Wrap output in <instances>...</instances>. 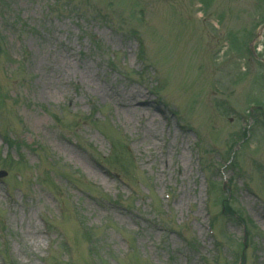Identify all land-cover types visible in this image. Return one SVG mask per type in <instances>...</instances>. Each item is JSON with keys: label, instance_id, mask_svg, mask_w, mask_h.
Returning <instances> with one entry per match:
<instances>
[{"label": "rangeland", "instance_id": "374dc122", "mask_svg": "<svg viewBox=\"0 0 264 264\" xmlns=\"http://www.w3.org/2000/svg\"><path fill=\"white\" fill-rule=\"evenodd\" d=\"M262 20L263 0H0V264H264ZM90 76L157 99L155 147Z\"/></svg>", "mask_w": 264, "mask_h": 264}, {"label": "bare ground", "instance_id": "6f19581e", "mask_svg": "<svg viewBox=\"0 0 264 264\" xmlns=\"http://www.w3.org/2000/svg\"><path fill=\"white\" fill-rule=\"evenodd\" d=\"M70 61L66 60L63 65H56L54 69V78H60L58 73L66 74V70L69 66ZM87 77V76H86ZM90 78L87 83L89 86L94 87L99 92H104L108 98H113L116 102V105H119L122 109L119 108L120 114L124 115L125 121L138 120L141 123L142 132L144 133V140L150 143L151 147L156 146V140L163 136L164 131L161 129V118L159 115H163L165 110L157 102V99L151 98L148 95V92L144 91L142 88L133 87L131 89H122L113 88L109 92L104 90V87L101 86L98 82ZM56 87H59L60 83L58 81L54 82ZM245 130H243L242 136L244 135ZM176 134V139H177ZM245 138L247 137L244 136ZM175 147L174 142L172 143ZM181 148V146H180ZM182 160H186V156L182 153L180 156ZM160 159V158H159ZM161 160V159H160ZM162 162L165 160L162 159ZM163 168V167H162ZM184 173V171H182ZM222 190V188H220Z\"/></svg>", "mask_w": 264, "mask_h": 264}, {"label": "trees", "instance_id": "16d2710c", "mask_svg": "<svg viewBox=\"0 0 264 264\" xmlns=\"http://www.w3.org/2000/svg\"><path fill=\"white\" fill-rule=\"evenodd\" d=\"M227 210H228V212L234 213V209H233V208H228ZM240 217H241V214H240ZM242 218H243V217H241V219H242Z\"/></svg>", "mask_w": 264, "mask_h": 264}, {"label": "flooded vegetation", "instance_id": "af4514ba", "mask_svg": "<svg viewBox=\"0 0 264 264\" xmlns=\"http://www.w3.org/2000/svg\"><path fill=\"white\" fill-rule=\"evenodd\" d=\"M254 27H255V26H254ZM254 27H253V28H254Z\"/></svg>", "mask_w": 264, "mask_h": 264}]
</instances>
